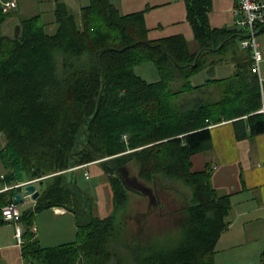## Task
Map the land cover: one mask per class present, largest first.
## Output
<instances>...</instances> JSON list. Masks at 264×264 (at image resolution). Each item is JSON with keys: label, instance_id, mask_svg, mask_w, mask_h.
Instances as JSON below:
<instances>
[{"label": "trees", "instance_id": "16d2710c", "mask_svg": "<svg viewBox=\"0 0 264 264\" xmlns=\"http://www.w3.org/2000/svg\"><path fill=\"white\" fill-rule=\"evenodd\" d=\"M2 1L0 180L9 186L38 178L39 196L20 217L24 260L215 264L231 200L212 186L207 168L192 169L191 158L212 148L209 125L223 119L233 120L239 139L264 132V80L252 70L251 51L241 54L234 47L233 74L201 84H194L192 76L206 67L211 73L243 31L211 27V0H186L187 19L200 46L190 53L182 35L149 39L143 11L123 14L111 0H89L77 12L57 1L53 33L45 30L40 14L20 17L15 37L3 30L11 12L3 10ZM146 61L155 65L159 79L136 73ZM94 161L112 191V211L105 217L95 214L92 196L75 179L77 166ZM128 162L137 164L142 180L156 182L163 175L190 188L174 238L144 241L127 227L122 213L130 191L121 174ZM20 190L0 191V221L1 208L15 202ZM53 207L73 214L75 238L42 246L32 229L34 217Z\"/></svg>", "mask_w": 264, "mask_h": 264}, {"label": "crops", "instance_id": "0c3cea01", "mask_svg": "<svg viewBox=\"0 0 264 264\" xmlns=\"http://www.w3.org/2000/svg\"><path fill=\"white\" fill-rule=\"evenodd\" d=\"M111 2L118 6L123 14L143 11L149 39L182 35L186 38L190 53H196L199 50V43L195 39L193 29L187 19L186 0H111ZM236 6L237 0H211V9L208 13L209 25L213 28L236 26L233 22V11ZM259 33L261 34L258 36ZM258 34L257 40L263 54L260 75L264 78V30H259ZM230 51L232 48H229L222 61L213 66L211 73L207 67L195 73L192 76V82L201 84L210 77L222 78L233 74L236 70V55L233 58ZM240 52L245 54L243 48L238 51V53ZM153 67L154 70L150 68L148 73H144L154 78L149 81L159 79V73H157L156 67ZM209 129L212 148L194 154L191 160L192 169L198 171L207 168L210 172L212 186L219 194L229 195L231 200L229 225L217 244L221 240L227 239L228 235H232L236 237V241H233L236 246L232 247L236 248V264H250L252 259L249 254L252 256L256 254L257 264H264V132L239 139L235 134L233 120L227 119L210 124ZM96 163H89L83 166V169ZM2 171L3 168L0 170V174ZM81 179L87 178L81 175ZM77 183L83 191L89 194L93 192V196L95 195L101 200V207L98 203L95 211L97 216L105 217L111 213L112 191L109 183L103 181L102 176L99 178L96 176L90 182L82 181L79 183L78 181ZM7 188L6 185H0V190ZM100 195H103L104 198L101 199ZM29 200H32L34 204V200L30 196L23 197L24 203H29ZM48 210L53 214L51 219L62 220L60 227H55V230L52 229V236L56 232L60 233V231H64L66 234L63 237L65 241H50L46 243V246L74 240L73 214L60 207H53ZM36 220L33 221L36 237L40 241L45 240L46 232L43 231L42 227L40 228L39 220ZM6 222L8 221H0V264H34L25 261L22 257L21 244L17 243L14 235L16 224L14 226L6 225ZM66 235L68 238H65ZM72 237L73 239H71ZM54 238L58 237L55 236ZM216 247L214 261L215 254L219 253ZM217 256L218 254H216L215 264H217ZM233 262L234 260L228 264Z\"/></svg>", "mask_w": 264, "mask_h": 264}, {"label": "rangeland", "instance_id": "374dc122", "mask_svg": "<svg viewBox=\"0 0 264 264\" xmlns=\"http://www.w3.org/2000/svg\"><path fill=\"white\" fill-rule=\"evenodd\" d=\"M57 1L65 2L74 12H77L82 5L88 4L89 2V0H17V8L9 11L11 12V16L4 23V32L8 35L13 34V27L20 17H27L34 14H40V21L44 24L45 30L49 33H53L57 27L54 12L57 5ZM260 34L261 33H259L258 36ZM259 39H261V37H259ZM233 47L242 50L240 40L237 44L233 42L230 47L228 46V49ZM153 66L155 65L151 61L143 62L136 66V73L139 75L142 74L141 76L146 80L154 79L148 74H144L148 73L147 71L150 68L154 70ZM125 166L127 170L121 174V178L130 191V198L125 208H123L124 212L122 213V216L129 230L134 233H138L139 237L144 241H148L152 237L168 239L177 236L181 222L185 215L183 208L187 205L191 197L190 188L178 179L168 178L163 175H158L156 182L142 180L137 176L138 168L135 162H128ZM2 168L3 167L0 162V170ZM83 168L84 167H81L75 170V179L77 180V182H90L96 176L97 178L102 176L103 181H107L99 163L92 164L89 167H86L85 169ZM74 169H76V167H74ZM85 170L88 173V177H86L87 179L83 180L81 179V175L85 176ZM133 178H136V180L141 182L143 185L148 186L150 189H137V182ZM20 184H22V182L6 186L8 187L7 189H10L19 186L21 187ZM0 185H4V182H2L1 180ZM21 189H23V187H21ZM151 189L153 192L152 197H149V195L147 194H140L145 193L147 191L149 192V190ZM90 195L94 200V211H96L98 203L101 207V200L95 197V195L93 196V192H91ZM99 197L101 199L104 198L103 195H100ZM32 205V200H29V203H24V201H22V203L18 204V209L20 211H23L30 208ZM36 214L34 217V222L37 221L36 219H38L41 224L40 228L42 227L43 231L46 232L45 240L40 241L37 238L40 245L46 246V243L50 241L53 242L54 240L65 241L63 240L64 234H66L64 231H60V233L55 231L56 234L52 236V229L55 230V227H60L62 220L51 219L53 218V214L48 209L39 211ZM5 224H11L14 226L16 223L13 221H9ZM20 225L22 224L20 223ZM225 235H227V233H225ZM55 236H57L58 238H54ZM67 236L68 235H66L65 238H68ZM73 237H75V234H73ZM73 237L71 239H73ZM221 241L217 244L216 247V250H219V253H216L218 254L217 264H228V262H232L233 260L234 262L231 264H236V248H232L233 246H236V244H234L233 242L236 241V237L228 235L227 239ZM241 247H243V245H241ZM216 254L214 263L216 262ZM249 256L252 259L250 264H257L256 254H254L253 256L252 254H249Z\"/></svg>", "mask_w": 264, "mask_h": 264}, {"label": "built area", "instance_id": "2783aa9c", "mask_svg": "<svg viewBox=\"0 0 264 264\" xmlns=\"http://www.w3.org/2000/svg\"><path fill=\"white\" fill-rule=\"evenodd\" d=\"M3 10L8 12L16 7L15 0H4L2 1ZM234 24L239 27L243 33L244 37L240 40L241 48L249 49L251 51L252 57V70L256 72L259 76L260 82L264 78L260 75V63L263 59V54L259 47V42L257 40L258 27L264 25V0H237V6L233 11ZM264 111V109H263ZM87 164H83L77 167H83ZM85 177H88L87 171L84 172ZM2 177V176H0ZM38 178L22 182L21 187L28 183H35ZM1 216L5 221H13L16 223L15 226V238L18 244L22 243V232L23 228L19 224L21 211L18 209V204L11 202L4 205L1 208ZM35 230L34 227H32Z\"/></svg>", "mask_w": 264, "mask_h": 264}, {"label": "water", "instance_id": "95a60500", "mask_svg": "<svg viewBox=\"0 0 264 264\" xmlns=\"http://www.w3.org/2000/svg\"><path fill=\"white\" fill-rule=\"evenodd\" d=\"M19 30H20V25L18 23H15V25L13 27V35L15 37L18 36ZM124 171H126V169H124L123 172ZM133 179L136 180V178H133ZM136 182H137L136 184L138 185L137 189H140V190L150 189L148 186H145L142 183L138 182V180H136ZM144 194H147L151 197L153 196V195H151L152 190H149V192L147 191ZM14 195H15V202L19 204V203H22L24 196H30L33 200H35L39 196V190L37 189V187L34 183H28V184L24 185L23 189H21L20 191H16L14 193Z\"/></svg>", "mask_w": 264, "mask_h": 264}]
</instances>
